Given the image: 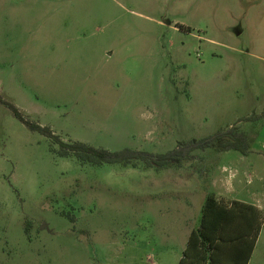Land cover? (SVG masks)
<instances>
[{"label":"rangeland","instance_id":"obj_1","mask_svg":"<svg viewBox=\"0 0 264 264\" xmlns=\"http://www.w3.org/2000/svg\"><path fill=\"white\" fill-rule=\"evenodd\" d=\"M0 98L64 141L153 156H61L0 102V264H178L207 194L264 202V0H0ZM231 127L245 155L182 149Z\"/></svg>","mask_w":264,"mask_h":264},{"label":"trees","instance_id":"obj_2","mask_svg":"<svg viewBox=\"0 0 264 264\" xmlns=\"http://www.w3.org/2000/svg\"><path fill=\"white\" fill-rule=\"evenodd\" d=\"M0 102L30 129L51 138L52 144H57L56 151L61 156L74 154L81 161L93 163L109 162L127 165L134 164L137 159H140L147 165L152 164L153 156L144 152L127 148L108 151L81 141H64L53 134L48 127L24 117L14 104L2 98ZM257 117H264V110ZM216 144L222 149H235L245 155L250 148L251 139L246 133L231 127L208 138L184 143L182 149L187 147L189 151L194 148L216 146ZM178 152L179 147L158 157L164 159V163L170 162ZM262 222L263 214L256 205L236 199L224 204L219 202L213 194H207L201 206L198 225L190 230L178 264H247ZM25 229L27 231V227Z\"/></svg>","mask_w":264,"mask_h":264},{"label":"crops","instance_id":"obj_3","mask_svg":"<svg viewBox=\"0 0 264 264\" xmlns=\"http://www.w3.org/2000/svg\"><path fill=\"white\" fill-rule=\"evenodd\" d=\"M223 192H225V189H224V191ZM227 193V192H226ZM235 198H231L230 197V200H234ZM263 199V198H262ZM236 200H240V201H245V200H241V199H236ZM261 201V202H260ZM260 201H256V203H258L259 202V204L260 203H262L263 202V200H260ZM245 202H247V201H245ZM249 203H252V204H254V205H256V203H254V202H249ZM264 203V202H263ZM257 206V205H256ZM262 209V208H261ZM263 213H264V209H263ZM183 249H184V247H183ZM182 249V250H183Z\"/></svg>","mask_w":264,"mask_h":264}]
</instances>
